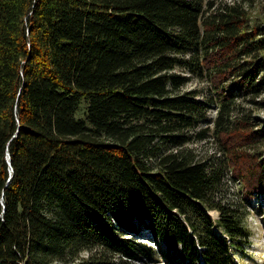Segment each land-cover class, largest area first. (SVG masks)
<instances>
[{"label": "trees", "instance_id": "trees-1", "mask_svg": "<svg viewBox=\"0 0 264 264\" xmlns=\"http://www.w3.org/2000/svg\"><path fill=\"white\" fill-rule=\"evenodd\" d=\"M246 2L0 0V264H237L228 181L264 200V0Z\"/></svg>", "mask_w": 264, "mask_h": 264}, {"label": "rangeland", "instance_id": "rangeland-1", "mask_svg": "<svg viewBox=\"0 0 264 264\" xmlns=\"http://www.w3.org/2000/svg\"><path fill=\"white\" fill-rule=\"evenodd\" d=\"M230 1V0H228ZM236 1V0H233ZM250 2V0H247ZM246 2V3H247ZM178 73L189 75L191 80L184 87L185 90L197 89L206 92L208 90L209 83L208 81L202 80L199 77H195L194 74L190 73L189 69L186 67H178L176 69ZM86 106V104H84ZM259 115L264 118V109L258 111ZM212 114H216V110H212ZM203 144V143H202ZM204 150L208 148L209 152L215 151L213 145L209 143L203 144L201 149ZM231 179V178H230ZM225 197L230 199V201L235 202L238 207L245 209V218L244 223L250 230V239L244 245L240 246L238 249H235L237 253V264H264V200L262 197H255L252 201L244 199L245 186L242 183H239L232 179L228 181L227 190H225ZM215 217L218 216V211L213 210ZM140 241L151 243L155 248L159 245L153 239H150L149 235L139 236L137 235ZM86 256L87 253H84ZM156 258L152 261L149 259H143L141 261H135L133 264H168L167 260L161 255V253H155Z\"/></svg>", "mask_w": 264, "mask_h": 264}, {"label": "water", "instance_id": "water-1", "mask_svg": "<svg viewBox=\"0 0 264 264\" xmlns=\"http://www.w3.org/2000/svg\"><path fill=\"white\" fill-rule=\"evenodd\" d=\"M9 161H10V163H11L10 155H9Z\"/></svg>", "mask_w": 264, "mask_h": 264}]
</instances>
